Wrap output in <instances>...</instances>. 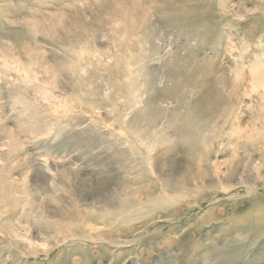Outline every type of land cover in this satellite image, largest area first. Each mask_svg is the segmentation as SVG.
I'll list each match as a JSON object with an SVG mask.
<instances>
[{"label": "rangeland", "instance_id": "374dc122", "mask_svg": "<svg viewBox=\"0 0 264 264\" xmlns=\"http://www.w3.org/2000/svg\"><path fill=\"white\" fill-rule=\"evenodd\" d=\"M0 264H264V0H0Z\"/></svg>", "mask_w": 264, "mask_h": 264}, {"label": "bare ground", "instance_id": "6f19581e", "mask_svg": "<svg viewBox=\"0 0 264 264\" xmlns=\"http://www.w3.org/2000/svg\"><path fill=\"white\" fill-rule=\"evenodd\" d=\"M171 98V97H170ZM170 119V118H169ZM152 120V119H151ZM150 121V120H149ZM148 122V121H147ZM183 132V131H182ZM188 134V133H187ZM205 135V134H204ZM209 135V134H208ZM188 138V137H187ZM190 139V138H189ZM168 140H169V138H168ZM211 145V144H210ZM188 148V147H187ZM68 228H72V229H70V233L72 234V235H77L78 234V231H76V228H74V224H71L70 225V227H68ZM74 231H76V232H74ZM72 232H74V233H72ZM93 238V237H92ZM72 240V239H71Z\"/></svg>", "mask_w": 264, "mask_h": 264}]
</instances>
